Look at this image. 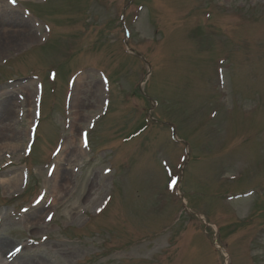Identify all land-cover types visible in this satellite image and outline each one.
<instances>
[{"label": "rangeland", "instance_id": "obj_1", "mask_svg": "<svg viewBox=\"0 0 264 264\" xmlns=\"http://www.w3.org/2000/svg\"><path fill=\"white\" fill-rule=\"evenodd\" d=\"M0 38V264H264V0H0Z\"/></svg>", "mask_w": 264, "mask_h": 264}, {"label": "bare ground", "instance_id": "obj_2", "mask_svg": "<svg viewBox=\"0 0 264 264\" xmlns=\"http://www.w3.org/2000/svg\"><path fill=\"white\" fill-rule=\"evenodd\" d=\"M27 38H32V33L31 30L29 28H27V32L25 33ZM33 40V38H32ZM2 41V39L0 38V42ZM20 42V41H17ZM1 110H2V114L3 116H1L0 118V123H2L4 125V128L8 131L11 132L12 131V122H13V114L12 111L9 108V103L5 106V105H1ZM8 132L4 131V137H9ZM17 135V134H16ZM14 137V134H13ZM60 170L59 173L56 175V177L54 178L55 183H57V181L59 180V182L61 183L62 181L68 180V175L67 174H60ZM19 183V177L14 178L13 180H9V181H4L2 183L3 187L8 191V189H12L14 187L17 186V184ZM0 247L5 248L6 245L5 243L0 242Z\"/></svg>", "mask_w": 264, "mask_h": 264}, {"label": "snow or ice", "instance_id": "obj_3", "mask_svg": "<svg viewBox=\"0 0 264 264\" xmlns=\"http://www.w3.org/2000/svg\"><path fill=\"white\" fill-rule=\"evenodd\" d=\"M13 2H14V0H13ZM175 184V181H173V185Z\"/></svg>", "mask_w": 264, "mask_h": 264}]
</instances>
